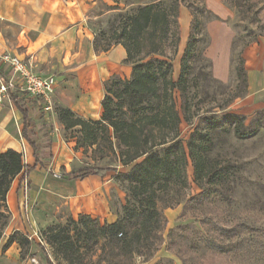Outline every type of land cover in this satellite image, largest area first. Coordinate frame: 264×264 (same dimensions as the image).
<instances>
[{
  "label": "trees",
  "instance_id": "16d2710c",
  "mask_svg": "<svg viewBox=\"0 0 264 264\" xmlns=\"http://www.w3.org/2000/svg\"><path fill=\"white\" fill-rule=\"evenodd\" d=\"M259 1L240 0L235 4L237 8L251 10ZM185 3L186 0L158 1L137 6L131 13H117L109 28L113 42L105 43L100 51L106 52L114 45H121L126 54L123 63L131 68V73L128 79L112 77L105 81L100 118L83 119L65 106L54 107L56 119L64 131L74 134L77 150H90L95 160L108 157L101 166H79L62 178L82 181L91 176L102 179L112 173L125 192V202L113 222L101 223L89 215H79L77 219L69 216L64 224L48 226L42 232L45 244L64 264H135L137 257L148 262L157 251L160 232L167 226L158 203L165 202L170 209L179 204L178 198L174 201L166 199L167 196L173 197L175 184L184 185L185 155L182 149H175L181 143L179 126L182 117L173 94L178 92L183 120L189 122L193 106L187 98V76L196 35L202 26L198 16L190 12L189 36L179 75L173 81L171 63L179 42V8ZM117 19H122L119 30L114 29ZM92 44L95 50L97 44ZM236 76L240 83L246 84L242 60L236 66ZM208 79L218 83L212 77ZM12 95L10 93V100L21 114V137L31 147L35 164L25 165L22 154L12 149L0 154V256L16 243L23 259L24 248L31 245V240L19 232L6 236L9 220L7 194L14 179L21 176L20 181L25 183L40 161L36 144L28 133V112ZM241 97H232L218 105L219 113H214L208 120L217 116L218 119L232 120L234 135L246 139L260 128L264 129V111L256 113L245 125L244 117L227 112L228 106ZM195 116L207 119L206 115L196 113ZM212 133V127L206 132L195 131L187 142L196 178L208 177L212 182L208 190L189 200L191 204H202L212 194L223 196L225 192L224 170H216V165L211 171L206 170L208 161L203 152L208 151L206 145L212 143ZM111 156L119 162L121 169L112 165ZM253 210L256 213L261 211L260 207L254 206ZM222 222L207 215L200 219L211 264H236L230 261V257L238 254L244 256V262L240 264H264V229L249 217L228 224ZM38 246L45 252L41 245ZM46 261L53 264L49 259Z\"/></svg>",
  "mask_w": 264,
  "mask_h": 264
},
{
  "label": "rangeland",
  "instance_id": "374dc122",
  "mask_svg": "<svg viewBox=\"0 0 264 264\" xmlns=\"http://www.w3.org/2000/svg\"><path fill=\"white\" fill-rule=\"evenodd\" d=\"M155 1L147 0L146 2ZM159 1L168 3L171 0ZM237 1L240 0H234V3H231V0L216 1V4L223 5L227 10L223 18L215 15L208 9L207 0H186L184 4L190 12H194L200 21H202L201 32L196 35L193 56L189 62L187 76V98L193 106L189 122L183 120L181 113L182 101L178 92L175 91L173 94V101L182 117L179 126L181 143L175 146V149H182L185 155L182 174L184 185L175 184L172 192L173 197L167 196L166 198L168 199L167 201H174V199L178 198L179 204L177 206L170 209L165 202L158 203V209L164 218H166L167 226L160 232L157 241V251L154 257L148 262H143L142 258L137 257L135 264H156L157 262H162L163 264H211L203 239L204 232L200 225V219L203 215L223 220V224H228L235 219L249 217L256 225L264 229V129L260 128L254 135L246 139H240L234 135V122L232 120L218 119V116L217 118L214 117L213 120H208L214 113H219V110L216 108L218 105L225 103L232 97H241L246 94V84L240 83L237 79L236 66L242 60L240 57L241 51L258 38H264V0H260L258 5L251 10L237 8L235 4ZM131 2L132 0H110L106 3L102 1L97 3L96 11L90 14L91 17H97V19L88 21V26L93 33L92 43L95 42L97 44L95 52L100 53L105 43L113 42V34L109 29L110 24L114 21L117 13H122V15L131 13L136 8L129 6ZM121 21L122 19H117L114 29L119 30ZM217 22H225L233 33L230 44L231 70L226 83L219 81L215 83L208 79L209 77L214 79V77L211 73V60L208 56V51L211 46L213 47V44L207 24ZM182 54L183 52L180 51L179 57L175 55L171 63V78L173 81H176L179 75L178 69L180 68V57H182ZM20 59L32 73L51 76H56L60 73L59 66L56 68L57 70H48L47 67L36 69L30 64L27 56L20 57ZM58 59L64 69L72 65L71 60H68L66 56H58ZM5 69L7 70L8 68L5 67ZM77 92L80 91L78 90ZM67 94L70 95V99H74L76 96V93L72 90L63 92L64 96ZM6 103L7 100L1 106ZM56 105L63 106V103L52 97V111L50 113H44L41 105H37L33 100H31L27 108L29 109L31 119H35V123L40 126L43 116L50 119L52 117L51 114L55 115L54 107ZM228 108L227 112H230ZM196 113L206 115L207 119L196 117ZM249 122V119H245L244 124L248 125ZM211 127L212 130L214 128V133H212L213 140L211 145H206L208 151L203 152L205 159L208 161L206 170L210 169L211 171L215 165L216 170H224L223 177L226 180L223 182V186L225 192L223 196L212 194L205 198L202 204H191L189 200L204 190H208L212 182L211 178L208 177L202 179L196 178L187 142L190 135H193V132H206L211 130ZM46 128V133L52 134L50 138L53 137L58 141L54 149L49 145V137H46L47 134L42 135V138L37 141L39 158L44 162V171L40 170L39 172L42 176H47L51 182H48L49 185L47 187L42 188L31 187L29 185L27 189L24 187L22 191L24 195L22 203L19 202L24 229L20 228L23 232L15 231L29 236L31 245L29 247L25 246L24 257L21 259L20 247L14 243L8 251L0 256V264H47L46 259H49L53 264H64L54 257L52 249L45 244L42 232L48 226L64 224L66 218L69 216L73 219L77 218L69 212V206L64 204L65 199H61L62 192L57 194L53 188L61 189L62 186L57 185L56 182L60 183L63 180L62 177L70 170L83 165L101 166L108 160V157H105L103 160H99V158L95 160L90 150L87 152H84L82 149L77 150L75 148V136L72 132H65L64 130L58 132L52 124H46ZM51 140L53 139L51 138ZM15 150L22 154L24 163H27L28 154L25 147L23 145L15 146ZM109 158L112 159L113 166L121 169V165L117 160L112 156ZM112 175V173H109L105 180L98 182V187L105 189L106 196L111 202L112 209L110 208L111 210H109L112 211V215L106 219L108 220L107 222L112 220L113 213H115L116 217L120 214L121 207L125 202V192L120 183L116 182ZM24 184L26 185L27 183L25 182ZM37 197L39 199L44 198L51 208L55 206V212H45L46 220H44L43 216L35 214L31 210L30 202ZM101 198L103 199V196ZM253 206L260 207L261 211L258 213H256V210L252 211ZM31 213L36 215V218L40 216L39 218L42 220L40 229L35 227L32 229L29 226ZM45 224L48 226H45ZM16 227H19V223L13 219L11 220V213H9L8 226L5 229L6 236L11 235ZM38 245H41L45 252L41 251ZM230 261L236 264L243 263L244 256L238 254L232 258L230 257Z\"/></svg>",
  "mask_w": 264,
  "mask_h": 264
},
{
  "label": "crops",
  "instance_id": "0c3cea01",
  "mask_svg": "<svg viewBox=\"0 0 264 264\" xmlns=\"http://www.w3.org/2000/svg\"><path fill=\"white\" fill-rule=\"evenodd\" d=\"M101 1L106 3L110 0H0V55L9 54L20 61V57L27 56L30 64L36 69L47 67L50 70L59 66L60 73L54 76L56 86L52 97L83 119L100 118L101 101L105 95V81L112 77L128 79L131 73V68L123 63L126 54L121 45H114L106 52L99 53L93 50V33L88 26V21L97 19L90 14L96 11L97 3ZM146 1L132 0L129 6L137 7L154 3ZM157 1L159 0L155 2ZM216 1L207 0V7L215 15L223 18L227 10L223 5L216 4ZM191 18L190 11L181 5L178 15L179 42L176 53L178 57L180 51L183 52L186 47ZM207 29L213 44L208 51L212 66L211 73L214 79L226 83L231 70L230 44L233 33L225 22L207 24ZM62 55L71 60L72 64L65 69L58 59V56ZM240 57L246 73L247 92L243 97L236 98L228 109L230 113L251 120L256 113L264 111V38H258L250 43L241 51ZM5 67L0 65V76L9 74V69L6 70ZM178 70L180 71V68ZM34 74L37 73L34 72ZM37 76L51 75L37 74ZM67 90L76 93L74 99H70L69 94L63 95V92ZM78 90L80 92H77ZM12 94L14 100L28 112V133L36 144V154L40 161L26 178L27 188L28 185L36 188L47 187L51 180L39 172L44 171V162L39 158L37 141L42 138V135L47 134L49 145L54 149L58 140L53 137L51 140L52 134L46 133V124L54 125L58 132L64 130V127L53 114L50 119L43 116L40 121L42 124L38 126L35 119H31L27 108L33 99L20 92ZM10 99L9 97L7 103L0 106V154L8 149L15 150V146L23 145L28 154V162L24 164L32 166L35 164L33 151L21 137V114ZM107 177L101 179L91 176L82 181L63 179L60 183H56L62 186L61 189L65 188L62 190L53 188V190L57 194L62 192L61 199H65L64 204L69 206V212L76 218L79 215H89L103 223L107 222L106 219L112 215L110 211L112 207L105 189L98 187V182ZM20 178L21 176H18L14 179L7 194V208L11 213V220L19 223V227H16L13 232H23L24 229L19 202L22 203L24 196L22 191L25 184L20 181ZM38 199L39 197L34 198L30 202L31 210L46 220L45 212H55V206L51 208L44 198ZM31 214L29 226L32 229L33 227L40 229L42 226L40 216L36 218V215ZM113 214L110 222L116 218L115 213ZM45 226L48 225L45 224Z\"/></svg>",
  "mask_w": 264,
  "mask_h": 264
},
{
  "label": "built area",
  "instance_id": "2783aa9c",
  "mask_svg": "<svg viewBox=\"0 0 264 264\" xmlns=\"http://www.w3.org/2000/svg\"><path fill=\"white\" fill-rule=\"evenodd\" d=\"M0 65L9 69V74L0 76V106L10 93L20 92L41 105L44 113H50L51 98L56 86L54 76L40 77L32 73L17 57L3 54Z\"/></svg>",
  "mask_w": 264,
  "mask_h": 264
}]
</instances>
